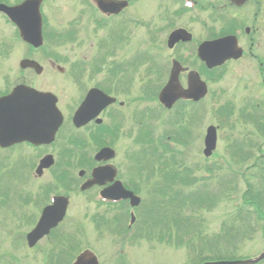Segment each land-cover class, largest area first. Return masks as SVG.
Here are the masks:
<instances>
[{
  "label": "rangeland",
  "instance_id": "rangeland-1",
  "mask_svg": "<svg viewBox=\"0 0 264 264\" xmlns=\"http://www.w3.org/2000/svg\"><path fill=\"white\" fill-rule=\"evenodd\" d=\"M20 1L23 0H10V3H19ZM44 2L46 6L42 7V14L45 15L43 19L47 20L44 29V34L47 37L46 39L44 38L43 51L39 50L33 54H28L27 46L16 37L17 31L15 28L8 24V22L6 23L4 18H0V94L10 92L14 86L19 84H26L35 90L55 94L60 102L59 108L69 116L72 111L69 107L72 106L73 101L81 100L88 89L96 87V85L109 77L103 68L98 72H93L92 68L87 72L83 71L81 68L82 62H80V77L83 87L77 91L78 89L72 86V80L69 78L72 76L73 62H78L81 58L86 61H93L98 57L97 53L100 45V41L98 40L109 29L113 30L114 23H107L102 25L103 28L97 29L99 28L98 24L95 23L94 26L91 20L98 21V15L100 14L97 10H90L86 2L82 0H44ZM127 2V7L131 6L127 13L124 11L127 17H123V19L127 18L128 21L126 25L127 31L122 30L119 33V41L117 42V45H119L118 50H123V52H116V59H110L109 61L112 63L123 60L127 65L133 63L136 65L140 62L142 65L138 68L137 72L127 73L125 78L127 90H124L123 87L118 88L119 85L117 86V80L114 78L111 80L112 84L109 87L112 91L111 96H116L118 99L117 103L122 102L123 105L120 109L116 106L117 110L110 109L108 111L109 114L112 112V114L117 115L118 119L115 121H109L104 116H101L100 120H102L104 126L106 125V127L110 128V132L114 133L117 141L114 143L113 149H115L118 158L112 161L111 164L114 168H118L122 178L129 182V180L133 181L135 179L131 170L133 164H130L132 156L127 158L129 155H132V151H144L141 152L143 155L138 158V162L143 163L145 158L147 166L152 169L151 173L154 174L156 163L161 160L162 154H160V150L156 151L155 148L154 151L156 152H150V145L156 146L159 144L160 138H165L166 135L164 134H170L176 126L180 125V122H178V125H173V120L169 119L171 115L161 108L162 106L158 103L157 96L161 88L168 81L171 61L173 59L179 60V57L177 58L176 56L181 57L184 51L191 48V44L180 49L174 48L171 51L168 50L165 43L170 31L160 29L161 26L157 27L160 30L157 29L159 30L158 33L155 30L156 32H154L153 37L150 34L149 36L145 35L148 32L144 29L145 25L150 24L153 27L159 24L160 18L147 16V14L143 16V12L150 13L152 11L156 1L128 0ZM81 5L86 12L84 14L79 10ZM92 15L96 16V20ZM138 15H141L139 17L143 21L141 27H136L130 23L133 20H128L130 17ZM176 17L166 16L168 19H177L180 22L177 25L187 23L186 20L188 19H184V15L183 17ZM259 18L260 16H258V20ZM108 26L109 29L106 31L105 27ZM204 26L205 29L209 28V31L218 29L217 23L214 25L208 22ZM189 28L187 30L192 31L195 40L203 39V33L208 31L204 30L202 25L199 28L196 24L191 23L189 24ZM72 32L75 33L74 43L58 44L50 39V35L55 33L65 35ZM92 33L95 35L89 38ZM124 37L127 40L125 44L123 43ZM86 40H90L89 43H86ZM104 45H107V42ZM26 58L38 62L43 67V73L35 75L30 70H20L19 62ZM49 61H54L59 65L63 73L60 74L55 67L50 68ZM90 63L95 64L94 62ZM150 70L152 72H149ZM260 71H262V68L259 69L254 62L246 57H242L241 60L233 62L230 65L226 64L222 68L221 78L217 82H210L207 85L208 94L199 103L198 108H201L203 117L200 115L202 118H196L198 120L194 122L189 119V125H185V131L189 129V131H186L189 142L187 148L185 147L182 135L178 138L179 142L173 139L169 140L173 145H169L167 139L161 142L174 149L179 161L184 158V164L188 163V166L193 170L191 178L193 180L198 179V183L194 188L196 190L200 189L201 192H203V188L199 183V178L202 174H205L206 178L211 179L212 182L206 185L207 190L205 191H208L210 195H218L221 190L218 189V180H223L221 182L222 187L226 188L227 184L234 178L230 175L229 164L232 170L238 172V176H235L237 192H231L234 188L229 185V189L225 191V193L228 191L229 193L218 200L221 201L219 204L218 201L216 202L215 209V206H211L209 208L211 209L210 211L206 208L195 210V212H192V209L185 211L184 218L190 217L192 222L193 220L197 222L198 228L196 229L198 230V235L191 236L190 230L184 227H181L184 229L180 228L179 233L175 228H169L167 230V232L169 231V236L178 238L180 246H177L176 242L167 245L156 240L130 243L122 235L120 237L116 236L120 241L118 243L117 239L111 238L109 233L107 236V233H104L105 228H103L102 222H110L115 213L117 214V210L121 209L114 208L109 211L105 207H102L99 202L95 203L93 200L96 192L93 189L83 193V195L78 194L82 181L78 179L77 174L81 170H87L90 166L89 163L84 160L81 162L80 160L83 159L84 154H88L96 149L94 144L91 143L92 139L88 135L84 136L87 129L77 132L72 131V136L79 139L81 137V140H83L82 145L76 142L74 146H71L68 142V139H71L70 134L72 132L69 133L67 131L65 135H61L58 139V144L52 150L55 162L54 167L48 171H43L39 179L35 175V166L45 156V149L32 151L24 145L4 152L0 150V264H45V260H52L51 263L48 261L49 264H71L76 255L84 249L92 252L100 264H197L207 258L216 257V259H222L225 256L222 254L229 253V251L226 252L227 249L236 254L233 257L236 259L251 258L257 255L264 249L262 225L258 220V216L254 215V211L248 213L246 211L234 210L232 212L236 203L240 202V195L245 188L242 182L244 178H241L245 166L233 164L228 154L230 150H227V147L231 144L229 143L231 140H237L240 136L235 132L236 128L228 129L224 128V125H220L219 130L218 109L232 106L235 110H238L251 104H256V106L259 104L260 108H262L264 105V84L258 79ZM145 73H149L148 78H140L141 75L145 76ZM145 82L149 83L150 90L146 91V93H141L139 85L143 86ZM125 92L126 96L124 95ZM137 120L140 121L136 123ZM117 125H122L121 130H118V132L116 129ZM139 125L146 128L150 127L151 140L146 142V139H144L138 143L135 142ZM210 125L218 128V142L216 152L212 158L203 160V138L206 128ZM64 130L66 131L67 129ZM175 131L177 132V136H179V131L177 129ZM160 134L163 135L160 136ZM78 144H80L81 150L76 148ZM64 149L66 156L62 159L61 156H58V153ZM168 156L170 160V155L168 154ZM65 162H69V165H66ZM80 164H82V168ZM93 166L95 165L93 164ZM214 168L216 170H213ZM206 169L212 170L205 173L204 170ZM61 171H66L68 174L65 182L66 184H70V188L67 187L65 189V187L61 186L60 180L56 181L57 176L62 174ZM87 171L89 172V170ZM88 172L85 171L86 174ZM157 172L158 170L155 172L156 175L158 174ZM65 190L69 194H66ZM232 193H236L237 195H232ZM58 194L68 195L70 199L62 225L53 233L51 232L50 237L42 238L33 248H29L25 238L40 218L38 210H41L42 204L48 201L47 195ZM229 195L233 197L231 201L229 200ZM139 196L145 202L151 200V196H148L145 191ZM162 196L163 199L168 198L169 201H173L171 196L167 197L165 193ZM162 198H160V202L163 201L161 200ZM244 209L249 211L248 207ZM119 212L123 217V226H128V218L122 213L123 211ZM237 212H244L249 216V220L241 223L245 225H240L241 228L239 229L232 228V232H236L238 235H246L248 239L244 241L241 237H230L227 235L218 240L216 236L221 232V226L226 221V217L230 214L236 215ZM141 217L142 213L135 227L139 229L141 235L149 236L144 229L145 224ZM185 221L188 222V220ZM246 224L252 230L249 233L250 235H248V230L245 227ZM120 229L117 227V232ZM167 232L164 235H168ZM164 235L162 236V240L166 241V239H163ZM58 236L59 238L64 237L63 244H61V241L59 242ZM204 237L209 238L207 240L208 247L213 249L214 252L210 253L202 248L206 240H204ZM65 239L67 241L71 240L73 248L70 251L74 252L70 254L64 252V250L68 251V247H70L65 242ZM199 239H202L200 244ZM236 246L237 248L235 249L234 247ZM242 252L243 255H241ZM218 254L222 256H218Z\"/></svg>",
  "mask_w": 264,
  "mask_h": 264
},
{
  "label": "water",
  "instance_id": "water-1",
  "mask_svg": "<svg viewBox=\"0 0 264 264\" xmlns=\"http://www.w3.org/2000/svg\"><path fill=\"white\" fill-rule=\"evenodd\" d=\"M236 5L241 6L247 0H232ZM40 0H30L13 8L0 6V10L8 14L20 32L21 39L32 45H41V18L39 14ZM126 3L112 1H98L99 9L104 13L120 12ZM190 36L184 31L173 32L168 38V48L179 42L189 41ZM199 58L206 63L208 69L217 67L231 58L238 59L241 51L236 48L233 38L221 41L203 43L198 49ZM21 69H33L36 74L42 72V68L35 62L24 60L20 63ZM181 68L177 63L173 64L170 79L160 94L161 103L170 108L172 104L181 98L194 99L198 101L205 93V86L199 81L196 74L189 75L188 89L182 90L178 76ZM114 101L108 99L97 91H91L81 109L79 110L75 124L77 127L85 124L93 115L95 107L99 110ZM56 99L49 94L38 93L28 87L18 86L13 89L9 96L0 99V147L5 148L24 140L33 144H40L44 141L53 140L54 134L61 123V116L55 108ZM94 110L93 114L89 112ZM47 143V142H45ZM215 148V130L208 129L206 137V150L204 154L209 156ZM52 164L50 158L42 161L38 169L40 173L43 167L47 168ZM67 201L61 200L54 207L45 210L36 229L27 236L28 245L32 247L37 240L47 234L64 217ZM264 259V253L255 260L239 262H219L215 264H256ZM74 264H98L96 258L88 251L81 254Z\"/></svg>",
  "mask_w": 264,
  "mask_h": 264
},
{
  "label": "flooded vegetation",
  "instance_id": "flooded-vegetation-1",
  "mask_svg": "<svg viewBox=\"0 0 264 264\" xmlns=\"http://www.w3.org/2000/svg\"><path fill=\"white\" fill-rule=\"evenodd\" d=\"M156 3L154 4L152 11L150 13H144L143 16L147 14V16H156L157 18H160L159 24L156 26H153L149 28L150 34L154 36V32L158 33L160 29L174 31L176 29H184L188 31L189 24H196L199 26V28L204 26L203 23L206 21V18L203 16H215V25L217 23L218 25V39L224 38V37H232L235 36L237 38L238 46H240L243 50V58H247L250 61L254 62L258 68H262V71L260 73V79L261 82L264 84V0H249L246 3H244L241 7H237L233 3H231L230 0H155ZM185 3H191L192 9H185L184 4ZM126 10V9H125ZM124 10V11H125ZM122 12L114 17L108 18V23H114L113 30H110L113 36H115V40L112 42L110 41L109 45H107V48L104 47L103 54L98 55V57L95 58L94 66L95 71H100V67L105 70V73L109 75L107 79H104L102 83L96 85L97 88L106 93L108 96H111L112 91L109 89L111 83V80L114 78L117 80V86L118 88H124L126 89V75H127V63L123 61H115L110 63V59H116L115 55L116 52H118L119 45H117V42L119 41L118 35L122 30L126 31V22L127 17L125 16L126 13ZM209 12V14L207 13ZM124 15V16H123ZM187 23L183 25H177L180 22L178 20L176 22H172L173 19H168L166 16H183ZM138 15L135 17H132V20H142ZM193 16V17H191ZM258 16H260L258 20ZM123 19V20H122ZM188 25V26H187ZM161 26V28H157ZM187 26V27H185ZM159 29V30H157ZM156 30V31H155ZM205 30V29H204ZM110 31L108 32V38L110 36ZM169 32V33H170ZM192 35V39L189 43H178L174 48H183L186 47V45L194 44L192 48H196L198 44L200 43L199 40H195L194 35L192 31H188ZM168 33V34H169ZM121 39V38H120ZM191 46V45H190ZM171 51V50H170ZM178 59H173L172 61L176 60L180 63V65L186 70H190V65L186 62L182 61V57L176 56ZM114 61V60H113ZM171 61V62H172ZM194 64V63H190ZM223 67L218 68V71H220ZM170 73V70H169ZM168 73V77H169ZM184 76V73L182 74ZM168 79V78H167ZM124 81V83H123ZM73 85L75 89L80 90L83 86L82 79L77 72L75 76L72 78ZM116 85V84H115ZM91 89V88H90ZM89 90V89H88ZM87 90V91H88ZM121 90V89H119ZM86 91V92H87ZM85 92V93H86ZM126 96V92L124 93ZM116 99V102L108 106L106 109L102 111V113L99 115V117L104 116V118H107L109 121H115L117 118L116 114H112V112L109 114L108 111L111 110H117L115 108L118 106L120 109L123 103L119 102L117 103V97L111 96ZM78 107V105H77ZM76 107V108H77ZM73 109V112L76 110ZM103 123H97L96 119L92 120L88 125L83 127L80 130H73L75 132L86 130V135L89 136L94 133V131H99L100 128H103L105 130L104 137H111L110 128L102 126ZM119 130V125L116 126V129ZM73 135V133H72ZM71 135V142L74 143L78 142L80 144L83 143V140L79 138H76ZM78 144V145H80Z\"/></svg>",
  "mask_w": 264,
  "mask_h": 264
},
{
  "label": "trees",
  "instance_id": "trees-1",
  "mask_svg": "<svg viewBox=\"0 0 264 264\" xmlns=\"http://www.w3.org/2000/svg\"><path fill=\"white\" fill-rule=\"evenodd\" d=\"M251 151V152H250ZM253 154L254 162L253 169L257 179L253 183L248 181L245 183L247 190L243 195V204L252 205L256 207L257 213L261 215V218H264V149L259 147H253L247 155ZM240 215L242 213L240 212ZM235 216L234 218H236ZM243 218L241 217V220ZM227 223V222H226ZM225 223V224H226ZM225 230V226L223 227ZM224 236H227L224 234Z\"/></svg>",
  "mask_w": 264,
  "mask_h": 264
}]
</instances>
